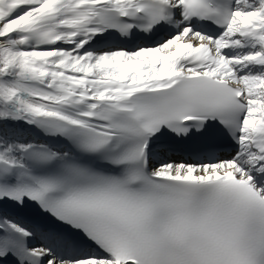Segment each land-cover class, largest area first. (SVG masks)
<instances>
[{
    "label": "snow or ice",
    "instance_id": "obj_1",
    "mask_svg": "<svg viewBox=\"0 0 264 264\" xmlns=\"http://www.w3.org/2000/svg\"><path fill=\"white\" fill-rule=\"evenodd\" d=\"M0 264H264V0H0Z\"/></svg>",
    "mask_w": 264,
    "mask_h": 264
}]
</instances>
